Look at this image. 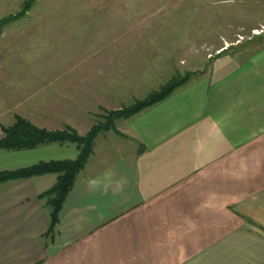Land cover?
<instances>
[{
  "label": "crops",
  "instance_id": "obj_1",
  "mask_svg": "<svg viewBox=\"0 0 264 264\" xmlns=\"http://www.w3.org/2000/svg\"><path fill=\"white\" fill-rule=\"evenodd\" d=\"M209 68L120 118L118 142L95 135L51 238L37 193L55 174L0 181V264H264V41ZM129 74L26 72L0 90V124L17 113L83 133ZM75 154L70 141L0 149V169Z\"/></svg>",
  "mask_w": 264,
  "mask_h": 264
},
{
  "label": "rangeland",
  "instance_id": "obj_2",
  "mask_svg": "<svg viewBox=\"0 0 264 264\" xmlns=\"http://www.w3.org/2000/svg\"><path fill=\"white\" fill-rule=\"evenodd\" d=\"M24 2L0 0V18L10 16L0 23V72L8 76L0 77V90L26 72H129L108 89L119 104L92 110L90 124L104 109L170 78L209 74L220 55H248L264 40V0ZM103 132L109 145L119 141L118 130Z\"/></svg>",
  "mask_w": 264,
  "mask_h": 264
},
{
  "label": "trees",
  "instance_id": "obj_3",
  "mask_svg": "<svg viewBox=\"0 0 264 264\" xmlns=\"http://www.w3.org/2000/svg\"><path fill=\"white\" fill-rule=\"evenodd\" d=\"M23 4L24 6L28 5V0H25ZM7 17L10 16H2L0 23L5 22L8 19ZM259 37L262 38L263 36L260 35ZM186 80V77L179 79L170 78L157 88L150 90L142 98L134 99L119 108L104 109L102 113L97 114L100 118L91 123L84 133H78L67 124L54 129L37 126L21 115L14 113L11 123L0 124V149H20L53 141H70L75 144L76 154L72 158L38 160L12 168H2L0 169V181L18 179L45 172H53L55 174L52 184L37 193V197L42 200L48 216V226L43 235L51 238L61 201L71 187L76 173L84 165L88 155L91 153L95 135L108 129L116 130L113 122L114 118H125L136 113L142 108L162 99Z\"/></svg>",
  "mask_w": 264,
  "mask_h": 264
}]
</instances>
